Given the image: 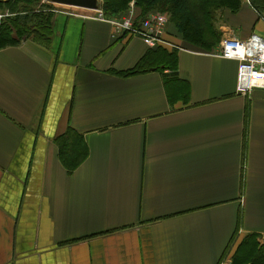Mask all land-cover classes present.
<instances>
[{
    "label": "crops",
    "instance_id": "0c3cea01",
    "mask_svg": "<svg viewBox=\"0 0 264 264\" xmlns=\"http://www.w3.org/2000/svg\"><path fill=\"white\" fill-rule=\"evenodd\" d=\"M231 5L199 13L194 39L168 20L155 50L84 8L53 14L48 42L0 47V264H232L264 250V90L237 94L238 61L215 55L224 38L264 37V12ZM161 48L175 75L151 69Z\"/></svg>",
    "mask_w": 264,
    "mask_h": 264
},
{
    "label": "trees",
    "instance_id": "16d2710c",
    "mask_svg": "<svg viewBox=\"0 0 264 264\" xmlns=\"http://www.w3.org/2000/svg\"><path fill=\"white\" fill-rule=\"evenodd\" d=\"M102 1V10L107 13L109 16L119 13L118 18L124 15L129 8V1L131 0H101ZM134 8L136 10L137 17H143L150 11H156L155 8L165 7L166 14L168 19L173 22L176 29L179 33L182 34L184 38L194 39L197 35L202 34L201 19L200 14L210 13V8H213L220 4H233L231 5L232 9H235L236 3L238 0H132ZM42 2V0H8L0 1V6H5L8 8L10 13H16L13 19L9 22L3 23L0 26V47L7 45H16L21 42L19 35L21 33L17 26H26L27 24H41L45 25L49 30V36L51 34V22L54 11L50 10L51 6L48 7ZM251 5L257 11L264 12V0H250ZM22 5V9L16 11ZM155 9V10H154ZM165 13V12H164ZM3 12H0V20ZM22 14V15H21ZM261 14V13H260ZM21 15V16H16ZM15 30V36L11 33V28ZM10 29V30H9ZM214 34V33H213ZM25 40V38L23 39ZM22 40V41H23ZM155 54V57L150 59L149 64H151V69L156 68L163 72L165 69H169L171 72L169 74L175 75V66H176V55L175 51H167L158 49L152 52ZM145 60V59H144ZM143 60V61H144ZM140 63L133 67L132 69L127 70L124 74H133L140 70ZM174 70V71H173ZM175 77V76H174ZM68 153L65 163L72 169L84 156L85 150L81 147V143L73 141L72 144L69 143V146L66 148ZM251 253L249 257L246 256V261L243 263V257H236L233 255L231 258L232 264H264V250L262 246L259 249H250Z\"/></svg>",
    "mask_w": 264,
    "mask_h": 264
},
{
    "label": "built area",
    "instance_id": "2783aa9c",
    "mask_svg": "<svg viewBox=\"0 0 264 264\" xmlns=\"http://www.w3.org/2000/svg\"><path fill=\"white\" fill-rule=\"evenodd\" d=\"M92 16L104 19L102 10H90ZM261 15V14H260ZM264 23V14L261 15ZM117 33H129L140 37L147 45L162 43V36L168 22L165 13L150 11L143 17H137L133 2L126 13L111 20ZM215 55L238 61L236 87L237 94L245 95L253 89L264 90V37L251 33L245 39L227 37L221 41Z\"/></svg>",
    "mask_w": 264,
    "mask_h": 264
},
{
    "label": "rangeland",
    "instance_id": "374dc122",
    "mask_svg": "<svg viewBox=\"0 0 264 264\" xmlns=\"http://www.w3.org/2000/svg\"><path fill=\"white\" fill-rule=\"evenodd\" d=\"M0 1H8V0H0ZM42 2H45L44 4L48 7L51 6V11L54 10L55 13L53 14H56L57 12H61V13H65V12H68L70 14H77L79 15L81 13V10L83 8H80V7H74V6H69V5H62V4H55V3H51L49 2V0H42ZM133 2L132 0L129 1L128 5ZM22 9V5H20V7L18 9H16V11H19ZM157 12H160V13H164L165 14L167 13L166 10H165V7H158V8H155ZM154 9V10H155ZM84 11H90V10H85L83 9ZM0 12H3V14L1 16H3L0 20V26L1 24L3 23H13V22H9L11 19H13L12 17H14V15L16 13H10L8 8L5 7V6H0ZM122 12V11H119V13ZM92 13V12H91ZM114 14V15H111L109 16L107 13H105L103 10H102V16L104 17V19H109V20H112L113 18H118V14ZM22 15V14H21ZM21 15H16V16H21ZM123 16V15H122ZM169 20V19H168ZM16 26H13V28H11V34L13 36H15V28ZM20 33H21V36L19 35V38L21 39V41L25 38L26 39H30V40H34V41H39V42H48L49 38L47 35H49V30L48 28L43 25V28L41 24H27L25 27L24 26H17ZM10 30V29H9ZM52 31V29H51ZM259 249V248H258ZM227 260H229V258L225 259L223 262H226Z\"/></svg>",
    "mask_w": 264,
    "mask_h": 264
},
{
    "label": "water",
    "instance_id": "95a60500",
    "mask_svg": "<svg viewBox=\"0 0 264 264\" xmlns=\"http://www.w3.org/2000/svg\"><path fill=\"white\" fill-rule=\"evenodd\" d=\"M51 3L69 5L74 7H80L85 9L96 10L101 8L102 1L101 0H49ZM157 45L151 47V49L155 50Z\"/></svg>",
    "mask_w": 264,
    "mask_h": 264
}]
</instances>
